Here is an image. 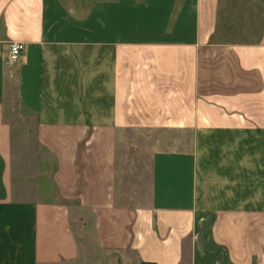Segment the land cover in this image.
Segmentation results:
<instances>
[{
  "label": "crops",
  "instance_id": "1",
  "mask_svg": "<svg viewBox=\"0 0 264 264\" xmlns=\"http://www.w3.org/2000/svg\"><path fill=\"white\" fill-rule=\"evenodd\" d=\"M259 9L0 0V264H264ZM13 103L41 150L16 176Z\"/></svg>",
  "mask_w": 264,
  "mask_h": 264
},
{
  "label": "rangeland",
  "instance_id": "2",
  "mask_svg": "<svg viewBox=\"0 0 264 264\" xmlns=\"http://www.w3.org/2000/svg\"><path fill=\"white\" fill-rule=\"evenodd\" d=\"M255 5L262 8L259 9L261 12L264 10V0H221V16L224 18L232 14L234 18L240 20L244 19L242 22H247V11L250 8L253 9ZM234 34L238 33H228V36H233ZM238 36L240 37L239 34ZM13 106L17 109L13 116V174L16 176L17 174L22 175L25 173L27 166H31V160L33 161L32 155L41 153V150L33 139L35 131L34 117L25 112L21 116L20 107L15 103H13ZM22 117L27 119L24 123L20 122ZM150 134L151 133L148 135L153 136ZM143 159L148 160V158L145 157ZM88 249L89 255L87 258L61 264H120V262H117L112 256L103 255L101 251L97 252L93 243L88 244Z\"/></svg>",
  "mask_w": 264,
  "mask_h": 264
},
{
  "label": "built area",
  "instance_id": "3",
  "mask_svg": "<svg viewBox=\"0 0 264 264\" xmlns=\"http://www.w3.org/2000/svg\"><path fill=\"white\" fill-rule=\"evenodd\" d=\"M9 48H10L9 59L11 61H14L20 56L21 51L23 50V44L22 43H11Z\"/></svg>",
  "mask_w": 264,
  "mask_h": 264
}]
</instances>
